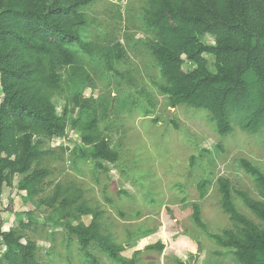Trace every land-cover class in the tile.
Returning <instances> with one entry per match:
<instances>
[{
	"label": "trees",
	"instance_id": "16d2710c",
	"mask_svg": "<svg viewBox=\"0 0 264 264\" xmlns=\"http://www.w3.org/2000/svg\"><path fill=\"white\" fill-rule=\"evenodd\" d=\"M93 1L0 0V192L4 187L13 190L14 182L20 179L16 188L25 203L44 191L51 175L42 163L55 152L42 151V140L66 138L76 131L81 136L77 149L88 150L86 159L97 167L120 160L99 127L110 118L112 102L96 106L93 98L81 100L85 90L92 88L89 70L101 66L100 60H106L117 80L126 75L114 70L115 62L124 57L121 45L102 47L88 37L92 21L84 10ZM145 2V23L156 34L152 55L163 78L157 87L168 97L169 105L207 112L221 136L232 134L235 126L251 134L264 132V0ZM205 35L213 36L216 45L201 42ZM205 55L214 58V70ZM184 58L193 65L191 71L184 68ZM72 85L78 87L73 98L80 106L74 121L68 119V107L59 116L53 101L55 97L69 98ZM61 150L66 153L68 148ZM240 164L255 182L260 198L235 191L226 178L217 179L221 208L237 231L226 230L210 238L229 250L239 264H264V172L248 160ZM211 184L210 178L199 183L201 199ZM234 194L242 198L259 223L239 211ZM63 195L60 220H50L57 226L63 224L69 244L77 240L84 250L96 244L115 264H135L134 259L122 255V247L101 234L98 222L89 226L64 223L69 218L67 209L81 196L72 197L69 189L57 186L55 197L46 205L53 209ZM193 210L194 221L206 231L200 205L194 203ZM78 211L99 217L82 206ZM30 226L29 221L21 220L22 231H0V264H41L36 243L24 241L22 232ZM150 234L140 233L139 238ZM164 248L157 243L146 250L162 252Z\"/></svg>",
	"mask_w": 264,
	"mask_h": 264
},
{
	"label": "rangeland",
	"instance_id": "374dc122",
	"mask_svg": "<svg viewBox=\"0 0 264 264\" xmlns=\"http://www.w3.org/2000/svg\"><path fill=\"white\" fill-rule=\"evenodd\" d=\"M145 7V0H94L84 10L92 21L89 39L102 47L120 44L124 54L122 61L114 64L116 72L126 74L122 81L102 59L101 66L89 70L92 88L81 97L93 98L96 106L112 102L110 118L99 127L110 147L118 151V163L103 162L99 168L86 159L89 152L77 149L81 136L75 131L66 138L42 140L41 150L55 153L42 163L51 175L34 201L23 202L16 188L20 179L13 190L4 187L0 192V231H22L20 221H29V230L22 232L24 241L36 243L41 264H94L92 257L99 264H115L96 244L87 250L77 240L69 244L64 221L57 226L50 220H60L63 214L65 195L57 198L53 209L46 205L55 197L57 186L69 189L72 197L81 196L67 209L69 218L64 223L89 226L98 222L101 234L122 247V255L134 259L135 264H239L229 250L210 238L226 230L237 231L221 208L217 179L226 178L235 191L259 199L255 182L244 173L240 161L248 160L264 172V132L251 134L235 126L232 134L221 136L207 112L169 105L168 97L157 87L163 78L152 55L156 34L145 23ZM201 42L216 45L209 35ZM205 57L214 70V58ZM184 60V68L191 71L193 65ZM77 90L72 85L69 98L53 99L59 116L68 107V119H76L80 106L73 97ZM62 147L68 148L66 153ZM209 178L212 184L201 199L199 183ZM234 198L239 211L259 223L242 198L237 194ZM194 203L200 205L206 231L194 221ZM80 206L99 217L83 215ZM140 233L151 234L139 238ZM157 243L165 245L162 252L146 250Z\"/></svg>",
	"mask_w": 264,
	"mask_h": 264
},
{
	"label": "water",
	"instance_id": "95a60500",
	"mask_svg": "<svg viewBox=\"0 0 264 264\" xmlns=\"http://www.w3.org/2000/svg\"><path fill=\"white\" fill-rule=\"evenodd\" d=\"M201 248H200V245L198 246V251L200 252Z\"/></svg>",
	"mask_w": 264,
	"mask_h": 264
},
{
	"label": "bare ground",
	"instance_id": "6f19581e",
	"mask_svg": "<svg viewBox=\"0 0 264 264\" xmlns=\"http://www.w3.org/2000/svg\"><path fill=\"white\" fill-rule=\"evenodd\" d=\"M144 241V240H143ZM142 243V242H141ZM145 244V243H144Z\"/></svg>",
	"mask_w": 264,
	"mask_h": 264
}]
</instances>
